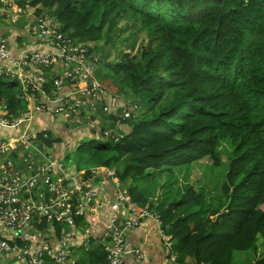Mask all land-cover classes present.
Masks as SVG:
<instances>
[{"label":"trees","instance_id":"1","mask_svg":"<svg viewBox=\"0 0 264 264\" xmlns=\"http://www.w3.org/2000/svg\"><path fill=\"white\" fill-rule=\"evenodd\" d=\"M13 6L32 9L33 19L49 14L69 39L105 57L100 43L108 46L123 31L133 38L134 53L119 50L115 61L99 65L97 77L116 87L101 84L107 92L130 95L145 110L127 121L130 130L119 142L93 133L81 142L76 170L113 168L131 201L159 214L175 264H232L236 252L250 249L251 264H264V0H14ZM21 93L16 81L0 77V103L10 116L26 107ZM80 113L83 121L86 109ZM60 142L51 132L33 139L39 150ZM223 145L230 150L217 192L208 198L202 187L188 185L175 194L163 174L187 178L202 159L219 167ZM151 182L152 193L166 190L155 200L144 189ZM82 219L75 218L78 227ZM102 248L100 237L84 261L106 264Z\"/></svg>","mask_w":264,"mask_h":264},{"label":"built area","instance_id":"2","mask_svg":"<svg viewBox=\"0 0 264 264\" xmlns=\"http://www.w3.org/2000/svg\"><path fill=\"white\" fill-rule=\"evenodd\" d=\"M6 3L0 0V7ZM27 35L43 47L33 48L22 42L15 50L0 36V77L18 83L20 99L26 104L18 115L10 116L7 105L0 103V256H15L24 264H74L70 262L71 244L78 241L86 247L91 237L90 227L81 229L75 218H86L100 210L107 212L109 222L101 238L106 264H128L126 258H131L133 264L143 261L144 252L140 247L128 246L126 235L146 219L159 228L162 241L171 250L159 214L132 202L127 192L120 190L113 168L96 166L71 177H56L52 169L62 171L59 159L42 154L33 144L37 114L81 124L80 112L89 106H98L100 113L113 116L112 128L99 129L90 115L84 116L86 125L81 126L99 140L119 142L124 133L122 126L135 117L138 106L105 104L108 94L97 77L101 62L91 51V44L69 39L49 14L35 18ZM18 165L23 169L19 170ZM99 177L113 185V201H97L93 182ZM119 207L128 211L122 227L114 225L119 212L124 211ZM43 221L57 232L56 241L42 239L41 231L37 232Z\"/></svg>","mask_w":264,"mask_h":264},{"label":"crops","instance_id":"3","mask_svg":"<svg viewBox=\"0 0 264 264\" xmlns=\"http://www.w3.org/2000/svg\"><path fill=\"white\" fill-rule=\"evenodd\" d=\"M14 0H7V3L0 7V36L7 39L9 44L15 48L19 47V45L24 42L26 45L31 46L33 48H42L43 46L39 43H34L32 38L27 35L28 28L32 21L34 20L32 18V9H27L26 11H23L21 9H16V7L13 6ZM16 13H20L18 15H15ZM13 18V20L20 19V23L16 24L14 21H11L10 19ZM100 46V44L98 45ZM100 50H106V47L101 44ZM16 52V51H14ZM102 63V62H101ZM108 96L105 98V104H108L110 106L114 107H124L126 105H129L125 102H123L124 96H121L120 94H112L110 92H107ZM132 104V103H131ZM86 115H92L96 118V125L99 129H111V116L107 113H100V111L97 109V107L89 106L86 108ZM136 117V114H135ZM73 124L70 122L67 126L68 130L76 131V130H83L84 128L81 126L82 124H79V127L76 129H71L70 125ZM33 129L37 134L41 132H51L55 137H58L56 131H55V125H54V119L50 118L47 114H37L36 118L34 120ZM66 128V129H67ZM87 130V129H86ZM123 132H128L130 130L129 123H125L122 126ZM76 134V133H75ZM71 136V135H69ZM59 138V137H58ZM60 139V138H59ZM71 141H69L70 143ZM59 144V143H58ZM54 145L52 148L48 149L52 151L51 158L52 159H59L58 162L62 166V171H59L56 168H53L52 171L54 172V175L56 177L67 175L69 177L74 176L76 171H83V167L80 170L73 171L70 175L67 174V172L64 169V166L61 164L62 157L59 152V150H56L57 145ZM69 146V145H68ZM66 146V149L69 147ZM47 149V148H46ZM41 164V163H40ZM18 169L22 170L23 167L18 165ZM157 177H155L156 179ZM153 179L152 181H154ZM165 179V178H164ZM181 185V184H179ZM93 186L97 189L98 195H97V201H113L115 196V189L111 182L107 179L103 178H96L93 182ZM150 186L153 187V182L148 183L145 185L144 189H147V195L151 197L153 200L159 198L161 194L166 191L159 187L155 188L153 190V193L150 191ZM120 190L122 192H127V187L121 188V182H120ZM180 191H184V186H180ZM124 215L123 212H119L117 215V219H123ZM90 227L91 229V237L93 239H99L102 238L103 234L108 230L109 228V222H108V214L106 211H97L94 213H90L86 216V218L82 219L79 222V227L84 229L85 227ZM87 227V228H88ZM41 233H46V239L49 240H55L57 239V232L54 233V229L52 226H47L45 229L40 230ZM38 230L37 232L40 233ZM97 240H94L95 242ZM94 242V243H95ZM126 242L128 246L132 247H140L142 251L145 254V257L143 261L140 264H175V262L172 260L173 254L171 250H169L164 242L162 241L160 237V231L159 228L154 224V222L150 219L143 220L141 225L131 230L126 235ZM93 243V244H94ZM71 242L69 243V245ZM91 246L83 247L80 245L78 241L73 242L71 244V257L70 262H73L74 264H88L84 261L83 255L86 254L85 252L89 250ZM256 260V259H255ZM254 261V259L251 258L247 253H235L233 255L232 264H251ZM126 262L128 264H133L131 261V258H126ZM0 264H24V262L21 259L16 258L15 256L9 255L8 257H5L2 255L0 256ZM186 264H193V262L190 259L186 260Z\"/></svg>","mask_w":264,"mask_h":264},{"label":"rangeland","instance_id":"4","mask_svg":"<svg viewBox=\"0 0 264 264\" xmlns=\"http://www.w3.org/2000/svg\"><path fill=\"white\" fill-rule=\"evenodd\" d=\"M20 13H16L15 15H18ZM11 21H14V23L19 24L20 23V19H16L13 20V18L10 19ZM126 24L123 21L121 23V29L125 28ZM127 30V29H126ZM127 31H123L120 33V37H118V35L115 36V38L112 40V42L108 45L105 46L106 50H101L104 51L106 54V57L101 54H97V56L99 57L100 62L105 63V62H113L117 59V55L121 53H124V51L126 52H132L134 53L133 50H131L130 47V43L133 40V38L130 36L131 33H126ZM142 35L138 37V41L140 42V40H142V43L145 41L144 38L142 39ZM118 39V41H117ZM104 45V44H103ZM90 46V44H89ZM92 46V44H91ZM101 46V43H100ZM119 50H121L120 52H118ZM100 63V65L102 64ZM102 75H104V73H101ZM98 80L100 81V78L98 77ZM103 82V81H102ZM100 81V83L104 86V88H109V86H113L109 83V81H104V84ZM114 89H112V91H116V87L113 86ZM109 91V90H108ZM111 93V92H110ZM112 94H117V92H114ZM124 95L123 98V102L127 103V104H136L138 106V109L135 111L136 112V117H141L140 114L142 111H144V107L142 105H140L139 103H137L136 101H134L133 97L130 95ZM69 122L62 119V118H57L54 121V125H55V131L58 135V137L60 138L61 142L57 145L56 150H59L61 157H62V161L61 164L64 166V169L68 175H70L73 171L76 170V164H75V160H76V151L75 149L77 148V146H79L82 143H87L89 141V139L91 138L90 133L86 130V128H84L83 130H76V131H70L68 130L67 126H68ZM67 128V129H66ZM76 133V134H75ZM71 135V136H69ZM69 141H71L69 143ZM69 145V146H68ZM66 146H68L69 148L66 149ZM229 148L226 145H223L222 148L218 151L220 153V158L222 159L223 163L219 166V167H213L212 162L209 161L208 159H202L201 161L197 162L198 165L192 167V169L189 171V174L187 176V178H183V174L181 176H176V177H168L167 172H165L163 175L164 177H166V182L172 181L173 183V191L175 192V194H177L180 190V188L178 187L179 184H181L180 186H195V187H202L204 189L205 195L210 198L214 192H217V190L219 189L220 185L223 183L224 181V175L226 172V161L228 158V152H229ZM42 154H47V155H51L52 151L48 150V149H44L41 150ZM38 158L43 159L40 155L37 156ZM83 169H88V168H92V166L90 165H83ZM211 166V167H210ZM96 167V166H94ZM71 176V175H70ZM119 180V179H118ZM180 180V181H179ZM120 183V180H119ZM126 185L123 184L121 182V188H125ZM46 233L42 232L41 233V237L42 239H46ZM236 253H244V254H248L249 256H251L252 259H255V253L253 252V250H247L245 252H236Z\"/></svg>","mask_w":264,"mask_h":264},{"label":"water","instance_id":"5","mask_svg":"<svg viewBox=\"0 0 264 264\" xmlns=\"http://www.w3.org/2000/svg\"><path fill=\"white\" fill-rule=\"evenodd\" d=\"M81 124H82V126H83V125H86V121L83 120ZM78 127H79V124H77V123H73V124L70 125V128H71V129H74V128L77 129ZM123 209H124V208L119 207V210H120V211H123ZM123 215H124V217H123L122 220H121V219H116V220H115V222H114V225H115V226L122 227V225L125 223V221H126V219H127V217H128V211H127L126 209H124V211H123Z\"/></svg>","mask_w":264,"mask_h":264}]
</instances>
